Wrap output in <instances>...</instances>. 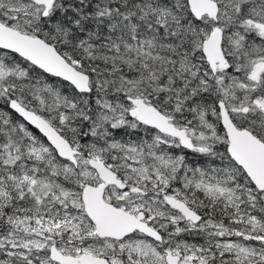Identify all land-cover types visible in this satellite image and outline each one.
Instances as JSON below:
<instances>
[{
  "label": "snow or ice",
  "instance_id": "obj_1",
  "mask_svg": "<svg viewBox=\"0 0 264 264\" xmlns=\"http://www.w3.org/2000/svg\"><path fill=\"white\" fill-rule=\"evenodd\" d=\"M0 264H264V0H0Z\"/></svg>",
  "mask_w": 264,
  "mask_h": 264
}]
</instances>
